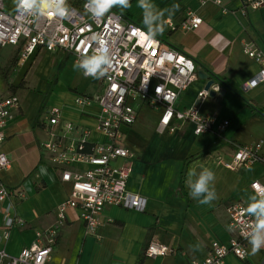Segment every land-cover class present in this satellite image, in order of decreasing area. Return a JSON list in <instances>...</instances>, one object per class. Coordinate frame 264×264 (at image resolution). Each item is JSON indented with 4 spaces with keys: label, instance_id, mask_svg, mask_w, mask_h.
Returning <instances> with one entry per match:
<instances>
[{
    "label": "crops",
    "instance_id": "obj_1",
    "mask_svg": "<svg viewBox=\"0 0 264 264\" xmlns=\"http://www.w3.org/2000/svg\"><path fill=\"white\" fill-rule=\"evenodd\" d=\"M222 1L224 8L230 11L228 14H223L221 8L213 4L201 6L195 0H150L156 6L154 12L165 14V31L157 37L167 48L191 58L197 72L203 71L219 86L215 98L198 103L197 96L203 91L204 82L197 78L179 95L175 108L184 110L196 105L202 115L216 116L215 126L223 120L229 121V126L220 136L214 133L196 136L191 125L180 126L172 135L160 134L157 125L161 109L147 105L136 107L135 125L122 126L120 132L121 144L134 154L125 190L145 201L144 210L106 208L94 236L85 234L78 209L67 210L47 264H189L201 261L207 257L212 243L227 245L232 236L226 206L239 202L247 209L254 202V196L259 199L250 186L254 182L264 185L263 163L239 171H229L221 163L231 160L237 146L262 142L264 153V133H257V124L264 132V84L245 88L261 71L262 64L247 58L243 52L245 45H251L264 56V6L242 15L240 9L248 0ZM131 3L132 7L120 15L146 29L137 0ZM173 4H178L179 10L171 14ZM189 11L202 20L201 26L193 31L180 28ZM43 52L50 53L38 49L30 60H36ZM55 52L59 54L55 63L58 71L49 82L51 87L44 101L45 108L39 98L32 116L26 118L19 100L5 129L0 150L10 161L9 168L0 173L1 183L22 194L15 200L14 212L22 219L24 227L13 228L7 241L2 240L0 214V251L11 257L35 244L36 232L54 225L56 208L71 190L70 184L60 181V174L50 166L40 149V144L47 139L44 112L50 108L60 109L63 122L90 129L89 142H103L95 132L99 107L95 104L78 107L74 102L76 97H92L101 91L100 88L99 92L88 93V81L94 78L83 77L79 68L81 82L78 83L82 85L79 90L78 86L70 88L71 104L64 102L48 107L67 61L72 59L62 51ZM97 86H103L101 79H97ZM221 91L224 94L219 96ZM12 94L15 93L7 88L6 93H0V99ZM142 108L155 111L149 127L137 122ZM193 163L215 174L216 199L208 204H201L199 199L189 195L185 180ZM120 164L122 161L117 162ZM152 240L171 249L172 254L164 258H144V248ZM246 249L245 260L228 255L224 263L260 264L264 248L255 255L249 243Z\"/></svg>",
    "mask_w": 264,
    "mask_h": 264
},
{
    "label": "built area",
    "instance_id": "obj_2",
    "mask_svg": "<svg viewBox=\"0 0 264 264\" xmlns=\"http://www.w3.org/2000/svg\"><path fill=\"white\" fill-rule=\"evenodd\" d=\"M85 2L67 0L70 12L67 18H61L48 14H24L17 11L16 5L10 11L5 0H0V48L16 47L20 64L29 60L38 49L62 51L77 63L84 55H90L96 50V35L107 42L113 56L112 69L101 78L103 89L100 94L76 97L74 101L78 107L91 104L99 107L95 132L103 138V142H89L90 129L63 122L60 109L50 108L44 112L47 139L40 144V149L50 166L60 174V181L70 184L71 190L67 199L56 208L54 225L36 232V243L21 250L16 257L0 251V264H47L59 231L65 223L67 210H79V218L84 223L87 236L96 234L102 212L106 208L123 207L138 212L144 210L145 201L125 190L134 154L121 144L120 132L122 126L134 125L136 107L139 105L161 109L157 125L160 134L172 135L180 126L191 125L196 136L206 133L220 136L229 126L227 120L215 126L216 116L202 115L196 105L184 110L175 108L179 95L197 80V69L191 58L167 48L158 38L148 40L144 35L145 28L124 20L117 11L111 10L104 18L93 20L84 8ZM195 2L201 6L213 4L220 7L223 14L230 12L224 8L222 0ZM263 6L264 0H248L242 5L240 13L244 15L247 11H256ZM201 24V18L189 11L180 28L193 31ZM167 25L174 29L171 23ZM243 52L247 58L262 64L261 71L254 78L257 79L256 85L264 84V79L259 78L260 73L264 72L262 52L251 45H245ZM79 69L85 77L84 70ZM249 85L250 82L245 88H252ZM206 98L207 93L201 91L197 102L201 103ZM18 104L19 99L15 94L0 99V150L5 139V129ZM262 146V142L237 146L231 160L221 164L229 171L248 170L255 163L264 164ZM118 161H122V164L117 165ZM9 166L10 161L0 151V173ZM260 186L264 185L254 182L250 186L258 198L255 190ZM21 196L20 191L8 189L0 181L3 241L8 240L13 228L24 227V222L14 212L15 200ZM225 211L232 232L227 245L212 243L206 258L189 264H225L224 259L228 255L240 261L246 259L248 237L256 217L248 214L239 202L228 204ZM172 252L152 240L145 246L143 257L164 258Z\"/></svg>",
    "mask_w": 264,
    "mask_h": 264
},
{
    "label": "clouds",
    "instance_id": "obj_3",
    "mask_svg": "<svg viewBox=\"0 0 264 264\" xmlns=\"http://www.w3.org/2000/svg\"><path fill=\"white\" fill-rule=\"evenodd\" d=\"M16 9L24 14L35 15H54L61 18H67L70 12L67 6V0H15ZM137 6L142 11V22L146 26L144 35L148 40H155L158 35L165 31L164 12H154L156 7L150 0H137ZM132 7L131 0H86L84 8L93 20L104 18L113 8L123 10ZM179 10L178 4L171 6V14ZM95 41L97 48L90 55L86 54L74 67L84 70L85 77L101 79L105 77L113 67V56L107 42L96 35ZM260 79H264V72L260 73ZM257 79L250 81V87H254ZM199 169V171H198ZM215 174L208 168H204L198 163H193L187 172L185 184L189 189V195L193 199H199L201 204H208L216 199V192L213 185ZM259 196L252 198L254 202L250 203L246 212L256 217V223L252 229L248 242L251 245V253L255 255L264 248V186L255 190Z\"/></svg>",
    "mask_w": 264,
    "mask_h": 264
},
{
    "label": "rangeland",
    "instance_id": "obj_4",
    "mask_svg": "<svg viewBox=\"0 0 264 264\" xmlns=\"http://www.w3.org/2000/svg\"><path fill=\"white\" fill-rule=\"evenodd\" d=\"M5 3L8 10H14L15 0H5ZM16 51L17 48L11 46L0 48V93H6L7 88L12 92L10 87H17L15 95L21 101L25 117L30 118L37 108L39 98L42 100L44 108L46 106L44 101L51 87L49 82H51L52 77L58 71V64L55 66V63L59 54L55 51L50 53L43 52L36 60L29 59L24 64H20L15 56ZM74 64L73 59L67 61L48 107L60 106L64 102L71 104L69 94L72 91H69L70 88L78 86V90L81 89L82 84L78 83L81 82V75L78 67H74ZM61 71L62 69L59 72ZM67 76H69V79ZM88 84V93L94 94L95 91L99 92L100 88L101 91L103 89V87L97 86V79L89 80ZM154 112V110L142 108L137 122L142 126L149 127L154 117ZM252 125L254 126L255 123ZM257 126V133H264L261 126L259 124ZM260 264H264V258Z\"/></svg>",
    "mask_w": 264,
    "mask_h": 264
},
{
    "label": "water",
    "instance_id": "obj_5",
    "mask_svg": "<svg viewBox=\"0 0 264 264\" xmlns=\"http://www.w3.org/2000/svg\"><path fill=\"white\" fill-rule=\"evenodd\" d=\"M197 78L204 82L203 91L207 93V98L213 99L217 96L219 86L214 83V81L211 79V77L207 74H205L203 71L197 72ZM224 94V91H221L219 93V96H222Z\"/></svg>",
    "mask_w": 264,
    "mask_h": 264
},
{
    "label": "trees",
    "instance_id": "obj_6",
    "mask_svg": "<svg viewBox=\"0 0 264 264\" xmlns=\"http://www.w3.org/2000/svg\"><path fill=\"white\" fill-rule=\"evenodd\" d=\"M84 1H86V0H78V2H84ZM133 0H131V2H132ZM112 10H117V12L118 13H120V14H123V9H121V8H113ZM136 24V23H135ZM138 25V24H137ZM156 38H158V37H156ZM159 39V38H158ZM11 88V90H12V92L13 93H15L16 92V88L17 87H10ZM148 244V243H147Z\"/></svg>",
    "mask_w": 264,
    "mask_h": 264
}]
</instances>
